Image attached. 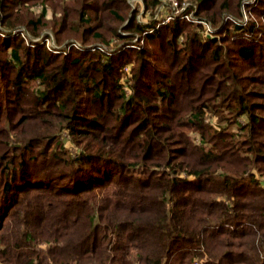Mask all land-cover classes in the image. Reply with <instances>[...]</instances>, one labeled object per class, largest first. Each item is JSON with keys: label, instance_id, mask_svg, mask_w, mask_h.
I'll list each match as a JSON object with an SVG mask.
<instances>
[{"label": "trees", "instance_id": "16d2710c", "mask_svg": "<svg viewBox=\"0 0 264 264\" xmlns=\"http://www.w3.org/2000/svg\"><path fill=\"white\" fill-rule=\"evenodd\" d=\"M193 1L221 41L127 0H0V263L264 264V0L245 24Z\"/></svg>", "mask_w": 264, "mask_h": 264}, {"label": "rangeland", "instance_id": "374dc122", "mask_svg": "<svg viewBox=\"0 0 264 264\" xmlns=\"http://www.w3.org/2000/svg\"><path fill=\"white\" fill-rule=\"evenodd\" d=\"M127 4L129 5V10H127L126 11V17H127V20H128V17L132 14V13H134V12H136V19L139 21V22H147V21H149V15H146V12L147 11H150V13L152 14V15H154L155 13H156V10H155V7L154 8H152V9H150V10H148V9H145V6H144V4H143V1L142 0H127ZM255 4H256V0H241V7H242V10H243V12H242V16L239 18V23H242V24H245L246 22H249L251 19H254V16H253V13H252V9H253V7L255 6ZM41 4H36V5H33L32 6V10L35 12V13H38L39 11H40V9H41ZM53 9H52V7L51 6H46V18L47 19H50V18H54V17H58V12L55 14V13H53ZM151 16V15H150ZM202 16V15H201ZM203 17V16H202ZM127 20L125 21V22H123L122 24H121V27H119V29H118V32L121 34V35H127L128 33H127V31H124L123 29H122V26L127 22ZM193 24V23H192ZM194 25H196L197 27H200V26H198L197 24H194ZM230 26V25H229ZM20 29H24V28H22V27H19V31H20ZM0 30L2 31L3 30V28H0ZM25 32H27V31H24V36L22 37L23 38V40L25 41V42H27L28 40H29V34L27 35ZM0 35L1 36H7L6 34H4L3 32H0ZM44 35H47L48 36V42L46 41V38H43V36ZM213 35H217V34H213ZM218 36V39L220 38V40L219 41H221V35L220 34H218L217 35ZM246 37H247V35H245ZM27 39V41H26V39ZM40 38H43V41H45L46 42V45H47V47H49L50 48V50L51 51H55V52H58V50H64V49H66L67 48V45L66 44H61V45H59L56 41H55V38H54V35L52 34V32L50 31V30H47V29H45V30H43V32L40 34V36L39 37H37L36 39H40ZM181 40V39H180ZM64 42H71V45H73V46H82L81 45V41H80V39H78V38H72V37H70V38H68L67 40H65ZM121 42L122 41H120L119 40V38H114V39H111L110 40V45L109 44H106L105 42H91V43H88L86 46L88 47V48H90L91 46H94L95 48H97V49H99L100 50V48H105L106 50H111V49H114L116 46H118V45H121ZM131 44H129V45H126V46H129V47H136V48H138V47H140L142 44H143V38H142V36H139V34H135V37L132 39V41L130 42ZM66 47V48H65ZM94 49V48H93ZM110 52V51H109ZM129 68H130V66H129ZM129 70V69H128ZM127 75H123L122 76V81H121V83L125 86V89H127L128 90V94H129V92H130V88H129V83H128V86H127V83H126V80H127ZM127 95V94H126ZM207 121H209V122H211L212 124H216L217 122H216V119L215 118H209V117H207V119H206ZM61 136H62V138H63V145H64V147L66 148V149H68L70 152H72V153H74V151H75V149H76V151L78 152V149L74 146V144L70 141V136L67 134V132L66 131H63L62 133H61ZM191 137H192V140L195 142V143H199L200 142V137H199V135L197 134V133H195V132H192L191 133ZM71 153V154H72ZM39 247H42V248H45V245H44V243H42V244H40L39 245ZM202 258V260L203 259H205L206 257L205 256H202L201 257ZM260 259H263L264 260V252L263 253H261V257H260ZM193 260V257H192V259H191V261ZM0 264H2V263H0ZM192 264H194V263H192ZM204 264V263H203Z\"/></svg>", "mask_w": 264, "mask_h": 264}, {"label": "built area", "instance_id": "2783aa9c", "mask_svg": "<svg viewBox=\"0 0 264 264\" xmlns=\"http://www.w3.org/2000/svg\"><path fill=\"white\" fill-rule=\"evenodd\" d=\"M158 2V5L155 6L156 13L154 15H152L150 11L146 12V15H149V18L151 17V19L155 20L156 27H158L160 24H165L170 21L184 20L200 26L203 29L204 35L213 36V34L215 33V29L212 28L210 22L195 13L196 4L193 0H159ZM16 31L20 32L22 36L25 35L24 30L19 31V29H17L13 32ZM25 33L28 35L27 32ZM46 41L48 42L47 38ZM100 49L105 50V48ZM128 69L129 67L125 66L124 70L126 72H128ZM204 261L205 259L202 260V258L195 257L192 263L203 264Z\"/></svg>", "mask_w": 264, "mask_h": 264}, {"label": "crops", "instance_id": "0c3cea01", "mask_svg": "<svg viewBox=\"0 0 264 264\" xmlns=\"http://www.w3.org/2000/svg\"><path fill=\"white\" fill-rule=\"evenodd\" d=\"M194 258H195V257H194ZM194 258H193V259H194ZM192 261H193V260H192Z\"/></svg>", "mask_w": 264, "mask_h": 264}]
</instances>
